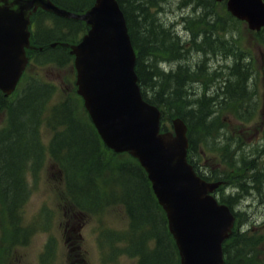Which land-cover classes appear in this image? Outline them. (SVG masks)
Wrapping results in <instances>:
<instances>
[{
  "label": "trees",
  "instance_id": "obj_1",
  "mask_svg": "<svg viewBox=\"0 0 264 264\" xmlns=\"http://www.w3.org/2000/svg\"><path fill=\"white\" fill-rule=\"evenodd\" d=\"M163 1L165 0H118L136 52V73L142 96L147 102L170 111L174 116H179L185 121L189 129L191 154L189 161L194 163L192 160V153L195 149L194 137L198 135L199 129L203 133H208L212 129L216 121L212 105H216L217 96L240 103L251 99V93L246 87L247 72L250 66L242 62L244 61L243 55L238 54L242 53L238 49H233V46L229 48L230 50L220 51L221 47L218 43L220 44L221 39L219 40L216 36L212 41L202 43L203 47L214 55L223 52L226 57H232L237 61L242 56V63L238 64L235 61L236 64L228 68L229 79L224 81L222 86L221 82L215 84L218 92L213 98L215 100L197 97L198 87L193 89L192 85L198 80L197 78L194 80V75L190 74L188 67L179 65L169 72L158 67V60L163 58H167L168 61L176 60L186 51L184 43L179 44L178 37L156 18L155 9ZM197 1L204 3L205 13L213 14L209 19L200 16L199 21L204 22L206 26L207 23L212 22L210 28L215 29L213 19H219L213 13V0ZM62 4L66 9L81 10H79L81 5L76 2L68 1ZM46 15L43 17L51 19L50 27L46 26L42 20L38 23L39 33L46 40L47 38L53 40V33L62 36L61 30L63 29L71 31V35L76 30L83 31L84 29L78 21L53 14ZM261 38V43L264 44V29ZM43 55L42 59H48V61L59 59L57 61L60 63L65 57L69 59V56L61 49H49ZM31 83L23 94L10 103L0 93V113L7 111L9 116L8 129L0 133V194L13 218L28 195L24 183L26 169L31 166L32 169L37 168L42 162V146L38 140L37 125L45 112L44 104L47 98V103L50 101L52 95L51 88L37 82ZM75 106V102L66 100L63 104H58L55 109H51L49 123L53 137L49 150L51 160L60 168H64L62 164L65 162V168L70 173L69 178L73 185L69 186V190L75 198L81 200L77 204L80 209H78L79 213L87 214L92 210H99L104 207L105 203H122L129 218V230L119 234L118 237L114 235L110 242L121 238L119 239L121 244L126 246L127 252L136 255L139 264H178L177 252L167 230L165 215L154 199L144 171L135 160L126 154L110 156V152L101 145L90 122L86 118L77 116ZM254 106L255 102L251 107ZM114 173L125 174L131 181H136V185L132 190L119 187L114 179L110 182L106 177L107 174L113 175ZM255 173L250 181L253 179L254 184L261 186L264 183L263 179ZM105 178L108 180L107 185H105ZM99 183L101 186H97ZM117 186L121 189V193L107 191V188L112 189ZM231 200H234V197L222 198V201L226 203ZM236 215L239 216V214ZM245 234L237 231L226 241L224 245L225 264H231L233 259L231 261L230 259L239 256L240 246L244 240L240 243L238 240ZM245 258L246 264H253L251 254L248 253Z\"/></svg>",
  "mask_w": 264,
  "mask_h": 264
},
{
  "label": "water",
  "instance_id": "obj_2",
  "mask_svg": "<svg viewBox=\"0 0 264 264\" xmlns=\"http://www.w3.org/2000/svg\"><path fill=\"white\" fill-rule=\"evenodd\" d=\"M226 4L250 29L264 25L261 0H227ZM33 7L83 20L89 27L70 51L77 92L104 144L115 152H128L145 170L166 213L180 264H223L222 243L230 235L234 217L210 195L218 184L201 180L187 163L184 122L177 118L173 132L160 133V111L141 96L134 51L116 0H95L80 15L49 0H0V91L7 96L14 90L26 64L24 48Z\"/></svg>",
  "mask_w": 264,
  "mask_h": 264
},
{
  "label": "rangeland",
  "instance_id": "obj_3",
  "mask_svg": "<svg viewBox=\"0 0 264 264\" xmlns=\"http://www.w3.org/2000/svg\"><path fill=\"white\" fill-rule=\"evenodd\" d=\"M162 4V3H161ZM185 3H178L176 0H166L159 6L160 18L165 23H175L179 21L181 17L191 16L192 8L183 7ZM214 11L219 18L224 17L222 5L213 6ZM196 14V13H195ZM197 18L196 15L192 16ZM210 16L208 17V19ZM225 28L235 34V41L239 48H246L250 56L253 58L254 68L259 72V79L256 82L258 86L257 97L259 96L260 102L264 107V49L257 45V40L254 34L248 30L243 23L228 24L225 22ZM187 28L193 32L199 33L203 29V24L197 22H186ZM181 27V26H180ZM178 26L179 33L183 30ZM227 44H225L226 46ZM210 51L199 52V54H192L188 58V62H196L203 56L208 57L209 66L211 69L213 65L223 63L226 56L222 58V62L216 63L215 55ZM232 59V58H231ZM185 62V61H181ZM67 65H59L56 63H49L46 65L39 64V67H30L28 74L31 75L34 71H39L40 76L44 77L46 81H51L58 88L57 93L59 97L66 96L68 92L74 93V81L75 71L71 61L67 62ZM174 68L175 63H172ZM169 68V65H166ZM211 71V70H210ZM204 78L208 81L213 79L212 74L206 72ZM44 80V81H45ZM21 82V81H20ZM214 82V81H213ZM193 89H196L195 84L192 85ZM20 94L23 91L19 92ZM199 93H196L198 96ZM80 109L85 112L82 105L79 104ZM225 106L219 114L216 123L214 124L217 129L213 135L207 136L206 143L200 145L203 139V134L197 131L198 138L196 148L197 164L203 168H214L221 172L220 175L225 177L223 182L225 187H232L238 185L240 181L246 180L248 173L256 164L261 168L264 164V116H258V112L250 119L246 110H240L241 117L249 121L239 120L235 114V109H227ZM264 113V112H262ZM3 116H0V126L3 123ZM170 126V122H166ZM222 127L224 130H222ZM50 133L49 131L41 127L39 131V137L46 142ZM228 137H227V136ZM262 139V143L258 146V139ZM253 145V146H252ZM221 155L225 160H221ZM244 157L247 160L254 159L252 164L238 163V159ZM238 163L239 166H236ZM65 167V162L62 164ZM30 169V168H28ZM37 173L31 176L29 173L25 175L24 181L27 185H30V194L27 201L24 203L21 218L22 225L25 227H36L30 235L28 242L25 245L18 247L12 246L7 253L2 250L3 241L7 239L8 233L2 226V211L0 206V264H42L39 262L42 250L45 242L48 240V235L53 239L51 244V256L47 264H134L133 260L126 257L124 254H119L111 260H103V255L100 252L97 233L98 228H109L123 230L126 227L127 219L122 210L118 207H110L102 216L101 220H89L82 219L79 239L78 235L73 238L74 243L69 245L70 242L64 240V226L68 229L66 222H63L62 214L60 212V206L62 200L60 195H63V189L60 187V176L58 174V167L51 161L43 165ZM104 176V175H101ZM110 182L113 179L116 181L119 187H124L128 190H132L136 185V181L131 179L125 174L114 173L113 175H107ZM105 185H107V178L104 179ZM128 181V182H127ZM124 183V185H123ZM97 186H101L100 183ZM110 186V185H109ZM107 188V191H113L114 193H121L119 187ZM108 187V186H107ZM264 188V185H263ZM123 190V189H122ZM251 191V190H250ZM254 194L245 199L240 206V210L245 213L244 219L248 225L245 236L239 238L238 243L244 240L240 246L239 256L231 258V264H246L245 256L249 253L253 257V264H264V191L260 194L255 191H251ZM237 211L238 209L235 208ZM43 214V224L47 227L42 229V226H37V215ZM45 214V215H44ZM42 222V221H41ZM48 223V224H47ZM41 224V223H40ZM74 225V224H73ZM9 241L4 245V249H7ZM69 245V246H68ZM107 244H103L106 246ZM74 246H78L76 248ZM230 251V248H229ZM233 253V249H232ZM245 254V255H244ZM107 257L106 255H104Z\"/></svg>",
  "mask_w": 264,
  "mask_h": 264
},
{
  "label": "flooded vegetation",
  "instance_id": "obj_4",
  "mask_svg": "<svg viewBox=\"0 0 264 264\" xmlns=\"http://www.w3.org/2000/svg\"><path fill=\"white\" fill-rule=\"evenodd\" d=\"M55 1H57V0H55ZM60 1V0H59ZM62 1H64V0H62ZM65 1H70V2H76V0H65ZM30 29L32 30L33 29V22L31 21V24H30ZM34 37H36L37 39H38V41L40 42V41H43V40H40L39 38H38V36L36 35V34H34L33 32H32V38H34ZM39 37H41L42 39H45V37L43 36V35H40ZM62 38H59V39H57V41H59V43H69V44H71V43H76L77 42V40L76 39H74L73 40V42H62ZM44 42H46V41H44ZM186 43V42H185ZM47 44H49V43H47ZM60 44V45H61ZM62 46V45H61Z\"/></svg>",
  "mask_w": 264,
  "mask_h": 264
},
{
  "label": "bare ground",
  "instance_id": "obj_5",
  "mask_svg": "<svg viewBox=\"0 0 264 264\" xmlns=\"http://www.w3.org/2000/svg\"><path fill=\"white\" fill-rule=\"evenodd\" d=\"M179 39V38H178ZM210 41H212V40H210ZM186 42V40H181V41H178V43L179 44H182V43H185ZM204 103V102H203ZM205 113V112H204ZM193 120V119H192Z\"/></svg>",
  "mask_w": 264,
  "mask_h": 264
}]
</instances>
